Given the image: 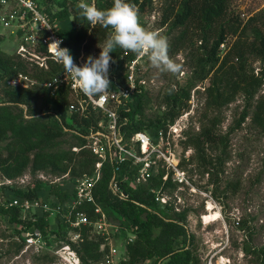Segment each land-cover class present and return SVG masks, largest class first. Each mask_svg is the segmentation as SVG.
Instances as JSON below:
<instances>
[{
  "label": "rangeland",
  "instance_id": "obj_1",
  "mask_svg": "<svg viewBox=\"0 0 264 264\" xmlns=\"http://www.w3.org/2000/svg\"><path fill=\"white\" fill-rule=\"evenodd\" d=\"M175 2L176 0H149L145 10L138 12V14L139 21L144 27L159 31L167 37L169 55L182 66V70L178 74L161 72L151 65L147 56H136L130 63H123L120 69L117 68L115 60L112 59L110 62L109 79L111 87L107 92L110 89L115 91L122 88V79L126 85L132 79L135 83V92L141 87L146 93L147 98L143 105V114L140 116L143 120L155 118L158 113L164 110L163 97L165 91H174L179 86L186 84L194 70L195 55L193 56L194 51L189 46V40L196 38L197 35L190 28L185 33L187 38L179 39L183 26L170 29L172 17L169 18L168 22L162 24L163 19L170 16L168 7L174 6ZM232 16H238L242 21L241 28L243 27L244 33L241 37L237 35L228 36L229 46L234 44L238 38L244 42L252 41V26L259 27L264 33V0H229L228 18ZM62 25L67 27L70 25V21L67 20L60 26ZM199 44L200 41L196 40L195 48ZM103 46L104 42L91 43L89 52H81L75 61L78 64L79 61L83 64L90 55L98 57L102 50L100 47ZM225 46L226 43L222 45L224 49ZM0 49L16 58L14 54L15 45L3 36L1 37ZM246 56L249 67L257 74L260 68L264 66V57H257L248 53ZM20 60L25 64L27 72L20 71L19 73L26 76V79L19 80L17 78L19 73L12 75L6 82L0 78V103L7 104L4 86L18 90L31 89L34 94L28 99V103L34 111L42 113L46 107L44 100L53 96L51 88L44 86L43 82L32 76V73L36 72L35 70L41 68L29 61ZM230 62L236 63L238 61L233 58ZM206 84L207 80L197 82L190 90V97L187 101L188 107L168 127L164 136L155 138L145 131L142 132L149 136L159 151L153 157L154 161L149 167H145L144 162H142L144 155L139 143H136L131 137L124 139L118 133L119 131L114 133L108 127V121L106 118L104 120V114L101 112L96 129L92 131V134L98 137V144L103 147L104 156L96 157L95 155L96 162L101 164L106 159L110 161L124 159L123 161H126L127 166L132 170V175L128 180L132 187L146 186L150 176L157 174L161 169L164 170L163 179L167 180L169 177L173 187H155L154 190L160 191L159 193L166 197V202H161L165 203V208L170 207L175 212H186L184 223L193 237V243L189 248L191 260L188 264H264V122L262 125H258L252 120V106L247 109V116L238 123L245 109L244 95L241 93H237L220 111L207 108L204 91ZM131 98L132 96L128 97L126 101H131ZM69 99L82 104L85 108L86 103L78 94L69 92ZM256 100L264 103V82L255 95L253 104ZM118 105L111 103L109 107L116 110ZM23 107L25 110L26 107ZM214 116L220 117L221 120L217 126V132L220 134L228 133L229 140L225 163L218 174L217 182H214L215 174H211L201 165L195 148L186 143L188 137L197 134L202 126L206 125L209 119ZM89 132L88 130L87 135L91 134ZM71 133L73 134L72 131H67L58 138V141L63 149H70L75 152L72 164H78L82 157L77 154L78 150L72 149L71 144L75 139ZM116 141L128 152L119 150ZM7 143V140L0 141L4 153L6 152L4 147ZM12 147L20 148L13 145ZM204 152L206 158L212 160L221 153L219 150L210 147H205ZM91 154L93 153L91 152ZM96 162L90 174L95 173ZM174 168L183 173L189 185L181 186L174 180ZM61 175L63 174L53 173L49 169L32 172L30 165L21 174L14 177H6L0 172V183L4 178L16 180L11 185L0 186V200L7 201L11 198L12 190L15 188L25 190L40 182L42 187L37 197L47 201L49 205H53L57 202V198L49 192L50 186L61 185L70 190L76 184V179L83 176V174L73 176L69 174L67 178L57 180ZM54 180L57 181L53 182ZM208 203H210V209L214 206L215 213L207 212ZM41 215V211L38 210L35 213L27 214L24 219L36 220ZM107 219L111 225L108 228L112 242L110 244L122 249L123 252L121 253L126 252V249L124 251V244L129 233L125 232L124 235L121 233L122 224L118 218ZM47 220L49 223L45 228V234L41 233L43 240H37L36 245L26 248L25 243L19 239L15 223H10L7 216L0 212V264H65L58 255V250L65 243H70L75 248L79 257L77 263H101L102 252L99 245L101 242L109 244L110 241L102 239L95 227L86 226L87 229L80 231V238H75V231L69 228V225L60 216L55 215V217L52 216L50 220L49 218ZM130 230L131 228L127 231ZM85 237L94 243L98 242L96 249L99 257L97 259L89 257L84 263L80 258V254L84 255L80 244ZM71 238L75 240H71ZM183 245L181 238H177L173 247L178 248ZM153 263L154 258H151L135 264ZM119 264L130 263L127 260Z\"/></svg>",
  "mask_w": 264,
  "mask_h": 264
},
{
  "label": "trees",
  "instance_id": "obj_2",
  "mask_svg": "<svg viewBox=\"0 0 264 264\" xmlns=\"http://www.w3.org/2000/svg\"><path fill=\"white\" fill-rule=\"evenodd\" d=\"M37 1L45 4L46 10L60 22V25L67 20L70 21L69 26H61L60 34L74 60L81 52L88 53L91 43L105 42L112 31L111 28L99 24L91 25L70 0ZM148 1L127 0L138 12L145 10ZM228 2L229 0H176L174 6L168 7L170 16L164 18L162 24L172 17L170 29L183 26L179 39H186L185 33L190 28L197 35L196 38L189 40V46L194 51L193 56L195 55L194 70L186 84L174 91H165L163 97L165 108L155 118L146 120L140 118L147 98L141 87L132 94L131 101L119 104L116 109L118 128L124 139L144 131L155 138L158 137L159 131L165 133L168 126L188 107L190 90L197 82L205 80L207 108L220 111L237 93H241L244 95L245 109L238 123L247 116V109L253 106L252 120L258 125L263 124L264 103L256 100L253 104V100L264 82V66L255 74L248 65L246 53L264 57V33L259 27L252 26V41L244 42L238 38L229 46L227 37L235 35L241 37L244 30L238 16L228 18ZM112 4L113 0L96 2L97 8L101 10L112 7ZM196 40H199L200 44L195 48ZM225 43L224 49L222 45ZM110 55L118 69L123 63H130L137 56L119 46L115 47ZM233 58L238 62L231 63L230 60ZM48 62V69L35 70L36 72L32 73L40 82L52 79L63 70L62 65L53 61ZM20 71L27 72L25 64L17 56L15 58L14 55H8L0 49V78L6 82ZM121 84L122 87L126 86L124 79ZM4 89L7 104L0 103V141H8L4 147L5 153L0 146V172L4 176H17L28 165L32 172L49 169L53 173H68L72 176L92 173L97 156L95 157L85 147V137L89 129H96L97 120L101 116L100 110L93 109L90 104H86L83 110L80 108L70 110V104L73 103L76 107L79 105L69 99V92L72 91L68 86H63L57 95L44 100L46 107L42 113L34 111L28 103V99L34 94L33 90H18L9 86H4ZM23 106L26 107L25 110ZM220 121V117H211L197 134L188 137L186 141L195 148L201 165L211 174H215L214 182H217L218 174L225 163L229 142L228 133L217 132ZM67 131H72L75 139L71 146L79 148L77 154L81 155L82 159L78 164H72L75 152L63 149L59 145L58 138ZM12 145L20 148L15 149ZM205 147L219 150L221 153L214 160L207 159ZM163 174L164 170L161 169L149 177L146 186L132 187L128 182L132 170L127 166V162L106 159L100 166V177L92 187L94 200L104 210L106 217L121 220L123 235L136 226L133 231L135 239L126 246L127 260L130 264L151 258H154L153 264H188L191 260L189 248L193 243V237L184 223L186 212L172 211L170 207H162L154 200L155 194L152 190L155 187H173L171 179L169 177L167 180L163 179ZM211 178L213 180V177ZM114 184L118 186L117 189L113 188ZM41 187V183L37 182L25 190L15 188L12 195L18 198H37ZM49 192L57 201H63L69 195V190L61 185L50 186ZM79 209H84L89 217H94L91 204L83 205ZM0 212L7 216L10 223H15V227L17 224L27 227L34 225L44 234L49 223L45 218L46 213L36 220L22 219L17 206L0 207ZM85 229L86 226L81 227L82 231ZM17 233L20 235L19 229ZM177 238H181L184 245L174 248L173 244ZM93 243L85 237L80 244L84 251L80 258L84 263L89 257L93 259L99 257L96 249L98 242L92 246Z\"/></svg>",
  "mask_w": 264,
  "mask_h": 264
},
{
  "label": "built area",
  "instance_id": "obj_3",
  "mask_svg": "<svg viewBox=\"0 0 264 264\" xmlns=\"http://www.w3.org/2000/svg\"><path fill=\"white\" fill-rule=\"evenodd\" d=\"M70 1H72L76 6L80 3V0ZM87 2H94L96 4L97 0H87ZM60 29V22L51 16V14L46 10L45 4L40 3L37 0H0V36L11 40V42L15 45L14 54L22 60L29 61L44 70L48 69V61L60 64L54 60L48 48L51 42L57 40L62 41L60 45L61 47H66L63 37L60 34ZM77 65L82 66V63L79 61V64L77 63ZM17 78L19 80L26 79V76L19 73ZM130 80V83H128L125 87L119 88L115 91L110 89L109 92L90 99L85 96L78 87H74V82L71 76L65 75L63 67V70L59 75L54 76L50 80L44 81L43 85L51 88V94L53 96L57 95V91H60L63 86H68L71 91L78 94L86 104H90L93 109L100 110L108 121V127L116 133L119 131L118 115L116 110L111 109L109 105L111 103L118 105L123 102H127V98L132 96L135 92V83L132 79ZM78 105L79 107H76V105L72 103L70 104L69 109H84L82 104L78 103ZM171 125L172 124L169 126ZM89 131L91 134L86 135L87 139L85 147L97 157H103V147L98 144V137L92 134V129H89ZM118 133L120 134V132ZM165 134L166 132L163 133L162 131H159L158 137L164 136ZM131 138L136 143H139L144 155L142 162H144L145 167H149L154 161L153 157L159 151H157L149 136L142 132L133 134ZM116 144L118 145V141H116ZM118 148L126 153L128 152L123 146L118 145ZM72 149L75 151L78 150L75 146L72 147ZM123 160L124 159H116L115 161L120 162ZM101 164L98 161L96 162V170L94 174H83V176L76 179V184L69 190L68 197L63 201H57L53 205H49L47 201H43L38 197L29 199L18 198L12 195L7 201L0 200V207L7 208L10 206H17L23 215L22 219H24L27 214L35 213L38 210H40L42 214L46 213L45 218H49V220L52 216H60V218H62V220L69 225V228L75 231V238H80V230L82 226H93L97 229L95 230L101 235L102 239L110 241L109 244L101 242L99 245L102 252L100 264H119L126 262V252L121 253L123 252L122 249L116 248L110 244L112 242L108 228L111 225L100 205L95 202L92 194V187L100 177L99 170ZM68 175V173H64L57 180L67 178ZM173 175L174 180L181 186L189 185L186 177L178 169L174 168ZM57 180H54L53 182ZM13 182H16V180L12 178H4L2 183H0V186L11 185ZM113 188L117 189L118 186L114 184ZM152 192L155 194L154 200L157 204L165 207V203L161 202H166V197L162 193H159L160 191L152 190ZM87 204L92 205L91 210L94 214L93 218L89 217L84 209H79V207ZM16 228L20 230L21 233L19 235V239L25 243L26 248L36 245L37 240H43L41 237L42 232L34 225L27 227L17 224ZM135 229L136 226L131 228L129 232L127 231L129 235L127 236L124 244V251L127 244L131 243L135 239V233L133 232ZM71 240L75 239L71 238ZM58 255L65 264H79L77 263L79 261L78 254L70 243L62 245L58 250Z\"/></svg>",
  "mask_w": 264,
  "mask_h": 264
},
{
  "label": "clouds",
  "instance_id": "obj_4",
  "mask_svg": "<svg viewBox=\"0 0 264 264\" xmlns=\"http://www.w3.org/2000/svg\"><path fill=\"white\" fill-rule=\"evenodd\" d=\"M77 7L91 25L99 24L112 29L104 46L100 47L99 56H88L81 66L74 61L70 49L60 46L62 41L51 42L48 48L54 60L63 65L65 75L71 76L74 87H78L88 98L101 96L111 87L110 53L117 46L137 56H147L151 65L161 72L175 75L182 70L181 64L169 55L167 37L144 27L139 21L138 11L127 0H113L112 7L105 10L87 0H80Z\"/></svg>",
  "mask_w": 264,
  "mask_h": 264
},
{
  "label": "bare ground",
  "instance_id": "obj_5",
  "mask_svg": "<svg viewBox=\"0 0 264 264\" xmlns=\"http://www.w3.org/2000/svg\"><path fill=\"white\" fill-rule=\"evenodd\" d=\"M209 204H210V203H208V204H207V209H208V211H207V212H208V213H211V212L215 213V212H216V210H213L214 206H213V208H212V209H210V208H209ZM212 205H213V204H212ZM213 221H214V220H213Z\"/></svg>",
  "mask_w": 264,
  "mask_h": 264
}]
</instances>
